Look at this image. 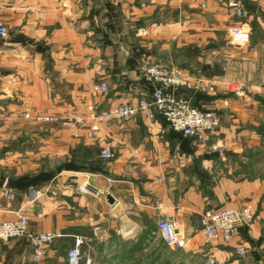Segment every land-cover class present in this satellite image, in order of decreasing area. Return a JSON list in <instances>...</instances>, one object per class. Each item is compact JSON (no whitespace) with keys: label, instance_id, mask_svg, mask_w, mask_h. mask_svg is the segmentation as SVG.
I'll list each match as a JSON object with an SVG mask.
<instances>
[{"label":"crops","instance_id":"crops-1","mask_svg":"<svg viewBox=\"0 0 264 264\" xmlns=\"http://www.w3.org/2000/svg\"><path fill=\"white\" fill-rule=\"evenodd\" d=\"M227 3L246 11L240 21L249 30L247 43H229L227 29L239 20ZM0 22L7 32L0 37V133L11 130L12 140L19 127L29 133L25 111L57 115L150 98L142 64L162 54L178 58L184 69L212 70L216 87L231 83L245 90L256 83L264 60V0H0ZM184 54H194L191 67ZM98 81L107 82L106 94L93 93ZM250 101L247 94L216 97L212 105L224 108L221 124L204 142L172 131L154 110L152 117L141 112L103 124L95 138L86 127L45 125L41 157L57 167L41 178L15 174L19 156H0V220L26 211L32 232L55 237L39 262L32 261L26 238L0 241V264H66L77 238L84 241L83 256L96 264H135L148 253L147 261L158 264L157 222L169 216L185 238L186 264H208L206 256L215 264H264L263 182L215 176V165L240 151L234 137L247 133ZM211 144L226 153L210 150ZM12 146L0 141V148ZM103 148L112 156L101 157ZM244 202L256 210L252 224L239 227L229 244L206 242L201 213ZM238 242L252 247L238 255Z\"/></svg>","mask_w":264,"mask_h":264},{"label":"built area","instance_id":"built-area-1","mask_svg":"<svg viewBox=\"0 0 264 264\" xmlns=\"http://www.w3.org/2000/svg\"><path fill=\"white\" fill-rule=\"evenodd\" d=\"M237 14L244 13V9L236 3L230 4ZM6 28L0 22V37L6 36ZM249 41V31L236 27L231 32L232 44H244ZM144 80L150 85V98H142L135 104L118 102L106 110H98L94 105L88 104L85 109H76L67 112L61 117L67 119L72 128L86 127V135L95 138L103 124L115 120L131 118L138 113L146 112L152 117V110L161 116L169 128L185 137H190L195 142H204L209 133L214 132L219 124V116L213 110H202L192 105L190 99L180 93L186 89H208L213 90L211 83L200 79H191L181 69L173 65L153 63L142 67ZM261 85H264V60L258 77ZM231 84V83H228ZM94 92L104 94L108 91V84L103 81L92 86ZM29 117L30 114L25 112ZM54 120V116H44L41 120ZM215 146H212L214 149ZM101 157L109 158L112 153L108 148H103ZM81 192H87L84 187L78 188ZM251 205L245 204L240 207L223 206L217 209H206L200 216L201 235L206 242H219L228 244L237 234L239 224H248L253 218ZM27 216L19 214L12 220L0 221V241H6L12 237H25L32 246V261L39 262L46 252V246L54 235L50 232L33 233L27 228ZM157 229L165 245L182 248L185 244L183 233L179 230L177 221L169 216L159 219ZM81 243L77 238L74 245L66 254L67 264H81ZM205 262L214 264L212 256H206ZM90 259L86 258L85 264Z\"/></svg>","mask_w":264,"mask_h":264},{"label":"rangeland","instance_id":"rangeland-1","mask_svg":"<svg viewBox=\"0 0 264 264\" xmlns=\"http://www.w3.org/2000/svg\"><path fill=\"white\" fill-rule=\"evenodd\" d=\"M226 7L228 9H230V8L232 9L231 14L234 17H237L239 21L244 19L247 15L245 10H244L245 11L244 13H241L240 15L237 14L235 9L230 5V3H227ZM239 21H238V23L233 24L232 26L229 27V29H227L228 30L227 32H228L229 43H231V32L234 28L241 27V28L248 30V28H246L241 21L239 23ZM184 56H185V58H184L185 60L184 59L183 60L187 66H190L189 63L191 61L195 60L194 54H189V55L184 54ZM162 58L163 59L158 58L157 60L143 62L144 65L142 64V67L149 65V64H153V63L173 65V66L181 69V71L191 79H200L206 83L213 84V86H214L213 90H208V89L204 90L202 88H199V89H186V88H184V89L180 90V93L183 94L188 99H190L192 105L198 107L199 109L213 110L219 116L220 115L219 111L223 112L224 108L220 109V107H214L212 105V102L219 95L221 97H226L227 100L231 99V98L236 99L238 96L242 97V96H244V94H247L248 97H251L252 101H250L247 104V108H248L249 115H250V120L246 124V127H245L247 133H243L239 137L240 138L239 140H236L237 138L234 137L235 142L240 147V151L239 152H237V151L228 152L227 155H229L230 157H226L225 161H224V162H227V164L215 165L216 166L215 176L218 177V176H228L229 175V176H235V177H238L240 179H245V180L259 179L263 182V185H264V85H261L257 79L256 83L252 84V85H248V89H246V90L243 89V87L245 88L244 85H235V84H227L226 86L222 85L221 87H216V85L218 86V84H215V83L218 80L213 78L212 74H210L212 72V70H207V69L203 70V69H199L197 67L184 69V68L179 66L180 65L179 59L176 58L175 56H173L174 60H171L170 58H166V56H164V54H162ZM142 76H143V72H142ZM258 77H259V75H258ZM143 79H144V77H143ZM99 82H103V81H98L95 83H99ZM92 86H93V84H92ZM108 90H109V86H108ZM92 91H93V89H92ZM93 93L99 94V93L94 92V91H93ZM106 93H104V94H106ZM101 95H103V94H101ZM196 97H198L199 102L195 101ZM85 107L82 108V110L85 109ZM73 110H76V109L67 110V111H64L63 113H60L57 115H39V114H31L30 112H28L30 114L29 117H26L24 115V113L27 112V111H25V112H23L22 117L25 121L29 122L28 123L29 127L27 129V130H29V133L20 132L19 130H22V129H21V127H19L18 129L14 130L15 134H13V135H15L14 136L15 139H13V140L9 139L11 137L10 136L11 130L5 129V128L2 129L3 132L0 133V141L4 144L6 142H7V144H12L13 145L12 147H14V149L13 148L12 149L11 148H9V149L0 148V156H5L7 152L8 153L13 152L14 154H16L15 156H19V158L22 160L21 163L15 164L13 167H11V168H13V172L15 174L16 173H22V174H25L27 176L30 174L31 176L35 175V176H38L39 178H41V172H44V173L54 172V170L57 166H55L53 164V162H52L53 160L49 159L48 157H46L45 159L43 157H41L42 156V152H41V130L43 129V127H45V125H49V124L64 125V126H67L69 128H72L70 123L68 122V120L62 118L61 116L67 112H72ZM100 110H106V109H100ZM226 111L227 110H225V112ZM44 116H54L55 119L54 120L49 119L48 121L41 120V117H44ZM219 119H220V116H219ZM220 124H219V126H220ZM0 126H2V125H0ZM212 146H215V148L212 149ZM222 147L217 145V144H213V145L211 144L209 149L214 151V152H218V153H220V152L226 153V151ZM3 174H5V173H3ZM79 187H81V186H78V188ZM6 195L11 198V197H13L14 193L12 191H9V192H7ZM245 204L251 205L253 212H254L253 218L248 224H244V223L239 224V226L237 227V233H238L239 227H241V226L249 227L256 217V210L251 203L244 202L243 204H240L237 206L234 205V206L240 207V206H243ZM218 208H220V207H218ZM215 209H217V208H215ZM19 214L26 215L27 219L29 220V216L26 213V211H23ZM2 220H12V219H1L0 221H2ZM28 220H27V228H28ZM199 226H200V223H199ZM28 230L30 232H32L29 228H28ZM199 231L201 234L200 227H199ZM47 232H50L54 235V233L51 231H47ZM33 233H37V232H33ZM40 233H46V232H40ZM54 237H53V239H54ZM12 238H16V237H12ZM23 238H25V237H23ZM160 238H161V235L159 232V235L157 236V239H158L156 242L157 244H155V245L157 247L158 257L160 256L163 258H162V261H159L158 264H165L166 263L165 261H168V264H186L187 254H185L181 250V248L173 247L174 251L167 250V247H170V246L165 245L162 238H161V240H160ZM53 239H52V241H53ZM184 240H185V238H184ZM83 242L84 241L82 239L81 246H82ZM50 243H48L47 246ZM221 244H223V243H221ZM73 245H74V243H73ZM47 246H46V250H47ZM251 247H252V245L250 243L247 244V243H243V242H238L234 245L233 248H234L235 253L240 255L242 253L244 254L247 251H249ZM70 248H68V250ZM170 248H172V247H170ZM259 249H260V255L262 256L263 261H264V240H263L262 247H259ZM68 250H67V252H68ZM67 252H66V254H67ZM148 252H149V250H148ZM31 255H32V246H31ZM45 255H46V252H45ZM45 255L43 256V258L45 257ZM153 255H154V252L152 251L151 257H153ZM148 257H150L149 253L145 257H143L139 263L137 262L135 264H143V263L151 264L150 262L147 261L149 259ZM86 258L90 259L89 264H96L95 261L93 263V260H91L90 257H86V256L84 257L83 256L82 247H81V258H80L81 264H85ZM96 259H99V255H97ZM96 262H98V264H102V262L100 260H98V261L96 260ZM66 264H67V262H66Z\"/></svg>","mask_w":264,"mask_h":264},{"label":"water","instance_id":"water-1","mask_svg":"<svg viewBox=\"0 0 264 264\" xmlns=\"http://www.w3.org/2000/svg\"><path fill=\"white\" fill-rule=\"evenodd\" d=\"M108 200H110L111 199V196L110 195H107V197H106Z\"/></svg>","mask_w":264,"mask_h":264},{"label":"trees","instance_id":"trees-1","mask_svg":"<svg viewBox=\"0 0 264 264\" xmlns=\"http://www.w3.org/2000/svg\"><path fill=\"white\" fill-rule=\"evenodd\" d=\"M164 120V119H163Z\"/></svg>","mask_w":264,"mask_h":264}]
</instances>
